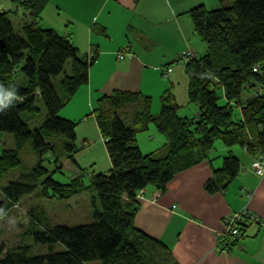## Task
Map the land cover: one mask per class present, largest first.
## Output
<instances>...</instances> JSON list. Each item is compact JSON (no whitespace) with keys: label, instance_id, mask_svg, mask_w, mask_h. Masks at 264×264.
<instances>
[{"label":"trees","instance_id":"trees-1","mask_svg":"<svg viewBox=\"0 0 264 264\" xmlns=\"http://www.w3.org/2000/svg\"><path fill=\"white\" fill-rule=\"evenodd\" d=\"M12 2L29 12L31 21L18 33L10 18L11 11H0V92L14 97L0 106V132L13 134L16 141V148L4 149L0 157V180L20 164L19 151L29 138L41 155L47 149H55L56 136L64 137L59 139L69 153L56 157L58 169H63L62 160L66 157L77 164L78 124L59 113L88 84L90 68L99 54L94 50L91 55L82 56L70 34L61 35L55 29L41 26L42 13L50 0ZM186 14L207 48L203 56L187 49L185 53L193 51L194 57L183 59L189 80V104L198 107L199 116L178 115L179 106L172 88L162 95L158 115L152 114V99L140 93L115 91L101 98L94 115L111 162L110 174L92 176L89 184L83 172L68 184L48 176L40 195L72 199L91 192L94 203L98 201L100 205L94 214L97 221L74 227L62 224L50 227L45 224L44 213L31 212L30 221L35 226L32 233L49 252L31 256L27 248L7 250L0 246V264L95 261L179 264L163 242L135 227L140 190L156 186L163 192L176 174L206 160L212 161L210 153L220 144L228 151L222 167L214 169L205 189L210 194L223 192L241 171V161L232 150L235 146L253 156L264 153V0H231V6L215 10L200 4ZM92 31L106 36L103 28ZM69 60L73 61L72 73L62 79L60 86L64 93L61 95L52 78L64 71ZM246 93H251V97L245 99ZM38 98L44 102L48 115L43 125L32 131L21 114L38 111ZM221 99L225 100L222 105ZM131 105L137 107L134 106L133 122L129 126L124 115L127 116L126 110ZM235 110L240 112L237 118ZM150 124L157 128L166 144L162 150L144 154L138 145V134L148 130ZM48 174L40 160L31 174L4 187L0 220L24 197L34 193L39 180ZM246 224L240 223L242 237ZM230 242L234 245L238 240ZM58 245L64 250L57 251Z\"/></svg>","mask_w":264,"mask_h":264},{"label":"crops","instance_id":"crops-1","mask_svg":"<svg viewBox=\"0 0 264 264\" xmlns=\"http://www.w3.org/2000/svg\"><path fill=\"white\" fill-rule=\"evenodd\" d=\"M1 1L0 11L8 12ZM195 6L194 0H50L41 26L70 34L82 56L94 50L99 53L90 68L88 84L60 111L61 117L78 124L77 141L80 134L83 138L79 153L82 149L100 151L97 145L101 144V152L108 156L94 110L101 98L115 91L150 97L152 110L154 106L159 114L161 97L172 88L178 115L199 116L198 107L189 104L183 60L187 49L198 54L204 50L186 14ZM96 27L105 29L106 36L94 34ZM121 51H125L124 59L117 55ZM168 68L172 72L165 76ZM152 139L155 141L145 140L143 147L138 141L144 154L164 149L162 135ZM242 150V160L235 154L241 171L226 191L210 194L205 189L214 169L223 165L228 149L222 146L210 153L212 161L176 174L163 192L148 186L144 199L139 200L135 227L163 242L179 264H264V176L251 169L255 156ZM244 208L257 220L248 222L244 236L232 245L221 238L225 220ZM221 247L231 252H221Z\"/></svg>","mask_w":264,"mask_h":264},{"label":"rangeland","instance_id":"rangeland-1","mask_svg":"<svg viewBox=\"0 0 264 264\" xmlns=\"http://www.w3.org/2000/svg\"><path fill=\"white\" fill-rule=\"evenodd\" d=\"M2 2L5 6H8V11H11L10 18L13 22L15 31L21 33L24 24L31 21V17L29 16L30 13L18 8L12 0H2L1 3ZM194 2L196 6L200 4L205 5L208 10L231 6V0H194ZM195 36L204 49L203 51H199V55L203 56L206 54L207 48L204 43L201 42V39L196 33ZM72 64V60L67 61L64 71L59 76L52 78L53 84L61 95L64 93L60 86L61 81L65 75H70L72 73ZM3 96H9V100H4ZM13 98L14 97L7 92H0V106L11 102ZM224 102L225 100L221 99L219 103L222 105ZM36 106L39 109L38 111L34 113L23 112L21 114L22 120L28 124L32 131L42 126L48 115L46 106L40 98L36 100ZM134 106L136 105H131V107L127 108V116L124 115V121L129 126H132L133 114L136 109ZM152 114H158L155 112L154 106ZM239 115L240 112L235 110L234 117L237 118ZM153 136L157 140V137H161V134L153 124H150L148 130L138 134V141L143 147L145 146V140L148 142L155 141L152 139ZM59 137L64 140V137L56 136L53 139L56 145L55 149H47L43 151L41 155L34 149L33 140L29 138L19 151L18 157L20 164L12 168L11 171L0 180V200H3V188L10 182L18 181L22 176L31 174L40 160H42V166L49 172L48 175H45L39 180V186L34 193L24 197L19 204L10 209V211L0 220V246H4L7 250H19L20 247L27 248L29 250V255L31 256L47 254L49 252L48 247L38 243L32 233V228H35V226L32 224V221H30L31 212L37 214L39 212L44 213V216L47 218V223L45 224L50 227L59 224L74 227L91 224L97 221L94 214L97 209H100V205L98 201L97 203H94L92 199L94 194L91 192H84L72 199H61L57 197L45 198L40 196L44 189L42 183L48 176H51L55 181L61 184H68L75 176H78L83 172L85 182L86 184H89L92 176L98 174L109 175L112 169L109 156H105L103 152H101L103 149L101 144H98L97 147L101 149L100 151L89 152V150L84 151V149H82L80 153L75 155L77 164H75L71 158L66 157L62 160L63 169L59 170L58 164L55 161L56 157L69 153L63 144V140H61V138L59 139ZM82 139V135L80 134L79 139L76 142L78 148H82L80 147ZM218 146L221 145L216 144L217 148ZM15 148L16 141L13 134L0 132V156L4 149ZM232 150L235 152L234 154L242 160V156H244L242 148L240 146H235ZM213 153H215V151H213ZM217 155H220V153H217ZM50 192L52 193V191ZM52 194H54V192ZM45 224L43 228L45 227ZM39 230H41L40 227ZM56 250L63 251L64 248L58 245ZM87 264H101V262L95 261Z\"/></svg>","mask_w":264,"mask_h":264},{"label":"built area","instance_id":"built-area-1","mask_svg":"<svg viewBox=\"0 0 264 264\" xmlns=\"http://www.w3.org/2000/svg\"><path fill=\"white\" fill-rule=\"evenodd\" d=\"M118 57L120 59H124L125 57V51H121L117 53ZM184 59H188L190 57H194L193 51H188L184 55ZM255 71H257V68H255ZM172 72L171 68H168L164 75L167 76ZM251 169L252 171L260 176H264V153L258 152L256 154L254 160L251 163ZM145 197V190H140L138 194V200L144 199ZM257 220V217L250 213L246 208L242 209L241 211H237L235 213H232L229 217H227L226 221V230L223 235H221V238L223 240H239L242 238V231L240 230V223H248V222H255ZM221 252H231L228 248L221 247Z\"/></svg>","mask_w":264,"mask_h":264},{"label":"clouds","instance_id":"clouds-1","mask_svg":"<svg viewBox=\"0 0 264 264\" xmlns=\"http://www.w3.org/2000/svg\"><path fill=\"white\" fill-rule=\"evenodd\" d=\"M3 99L8 101L9 100V96H3Z\"/></svg>","mask_w":264,"mask_h":264}]
</instances>
